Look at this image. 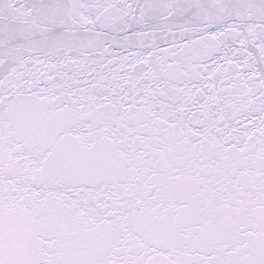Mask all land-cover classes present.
I'll use <instances>...</instances> for the list:
<instances>
[{"label": "snow or ice", "instance_id": "6c2138e0", "mask_svg": "<svg viewBox=\"0 0 264 264\" xmlns=\"http://www.w3.org/2000/svg\"><path fill=\"white\" fill-rule=\"evenodd\" d=\"M0 264H264V0H0Z\"/></svg>", "mask_w": 264, "mask_h": 264}]
</instances>
